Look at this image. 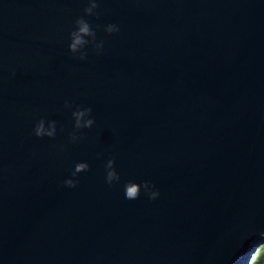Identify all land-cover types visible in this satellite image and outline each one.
I'll use <instances>...</instances> for the list:
<instances>
[{
  "label": "water",
  "instance_id": "obj_1",
  "mask_svg": "<svg viewBox=\"0 0 264 264\" xmlns=\"http://www.w3.org/2000/svg\"><path fill=\"white\" fill-rule=\"evenodd\" d=\"M98 4L0 0V264H247L264 241V0ZM79 17L104 42L84 61ZM77 106L95 123L72 143ZM128 180L160 195L128 200Z\"/></svg>",
  "mask_w": 264,
  "mask_h": 264
},
{
  "label": "clouds",
  "instance_id": "obj_2",
  "mask_svg": "<svg viewBox=\"0 0 264 264\" xmlns=\"http://www.w3.org/2000/svg\"><path fill=\"white\" fill-rule=\"evenodd\" d=\"M99 7L98 0H88V6L84 9L85 16H95L97 15L96 9ZM99 27V26H97ZM107 34H113L119 31V26L116 24H108L104 26L103 29ZM70 43L68 45L69 51L72 53L73 57L84 61L87 59L88 52L87 47L89 45L95 50L97 55L102 54L104 48V42L97 41L96 30L92 24L88 22L84 17H79L75 20V28L69 33ZM78 53V54H77ZM65 108H70L71 104L67 101L64 105ZM91 107H80L77 106L76 110L72 111L71 115L74 121L73 131L69 133V140L72 143L77 142L82 139V136H78L77 132L81 129L91 128L95 123V119L91 116ZM57 133V126L55 121H45L40 119L36 122L33 128V134L37 138L47 137L54 139ZM89 164L87 162H78L74 166V170L71 175L73 178H68L64 180V185L66 187L75 188L79 183L78 179H74L81 172H86L89 170ZM105 167V182L108 185H113L119 182L121 177L115 168V160L110 158L104 165ZM143 189L144 193L148 196L150 200L156 199L160 193L159 190L155 188V185L150 181H143L141 183H136L132 180H128L124 184L125 198L128 200H136L141 194ZM264 235V234H262Z\"/></svg>",
  "mask_w": 264,
  "mask_h": 264
},
{
  "label": "trees",
  "instance_id": "obj_3",
  "mask_svg": "<svg viewBox=\"0 0 264 264\" xmlns=\"http://www.w3.org/2000/svg\"><path fill=\"white\" fill-rule=\"evenodd\" d=\"M247 264H264V244L253 253Z\"/></svg>",
  "mask_w": 264,
  "mask_h": 264
},
{
  "label": "rangeland",
  "instance_id": "obj_4",
  "mask_svg": "<svg viewBox=\"0 0 264 264\" xmlns=\"http://www.w3.org/2000/svg\"><path fill=\"white\" fill-rule=\"evenodd\" d=\"M262 244H264V241H261L260 243H258L256 246H255V248H254V250H252L250 253H249V256H248V261L250 260V258H251V256L253 255V253L259 248V246H261ZM248 263V262H247Z\"/></svg>",
  "mask_w": 264,
  "mask_h": 264
}]
</instances>
